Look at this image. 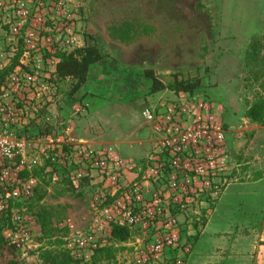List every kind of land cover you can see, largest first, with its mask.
Returning <instances> with one entry per match:
<instances>
[{"label":"rangeland","instance_id":"1","mask_svg":"<svg viewBox=\"0 0 264 264\" xmlns=\"http://www.w3.org/2000/svg\"><path fill=\"white\" fill-rule=\"evenodd\" d=\"M71 1L82 18L83 35H92L107 58L90 66L86 84L74 96L67 94L68 81L60 84L54 108L60 119L69 118L76 136L94 148H112L122 158L139 160L156 147L157 139L139 109L144 104L154 105L174 97L168 90L149 93L142 71L152 68L165 84L174 73L179 78L198 76L200 87L196 92L224 108L227 152L238 170L233 168L229 185L216 199L217 202L226 194L217 213L216 202H207L209 205L178 216L179 244H191L190 252L181 258L182 264H216V251L222 249L221 243L216 242V218L220 216L245 218V211H251L255 214L253 224L231 225V230L228 232L225 227L223 233L234 237L238 246L246 239L256 242L264 227L257 223L264 213V124L249 120L245 111L262 94L259 83L264 68V0ZM125 24L129 25L131 38H114L110 29L123 28ZM35 150L34 145L29 146L27 156H33ZM49 168L57 173L56 180ZM246 168H250L251 175L244 177ZM21 177L33 178L32 194L14 207L18 208V204V210L32 216L33 231L40 244L37 263L42 264L39 255L43 248H52L56 240L70 253L69 238L91 218L90 202L99 186L97 179L84 178L75 187L69 172L48 159L37 161ZM42 192L45 195L37 202ZM39 206L51 213L55 228L51 236L41 238L33 212ZM68 220L73 222L72 229ZM109 243L107 238L105 244ZM150 243L151 239L141 230L131 229L128 240L116 245L113 264H137L140 251ZM168 253L170 264L183 255L178 248L169 249ZM11 258L7 253L0 255V264H7ZM89 258L75 259L82 264ZM238 259L244 264L242 258Z\"/></svg>","mask_w":264,"mask_h":264},{"label":"built area","instance_id":"2","mask_svg":"<svg viewBox=\"0 0 264 264\" xmlns=\"http://www.w3.org/2000/svg\"><path fill=\"white\" fill-rule=\"evenodd\" d=\"M81 19L71 0H0V70L17 58L0 85V211L10 208L13 224L3 236L15 246L18 264H38L32 216L14 204L32 194L33 178L24 180L21 173L48 159L69 172L75 187L84 178L99 183L88 224L69 238L74 258H89L118 224L151 239L137 264H170L168 251L174 248L183 254L174 264H182L191 244H179L178 216L215 203L233 168L238 170L227 152L224 108L201 93L180 91L139 109L157 135L145 157L94 148L76 136L69 118L54 111L60 94L57 54L83 44ZM31 145L36 150L28 157ZM48 170L56 180L55 170ZM67 225L73 228L71 220Z\"/></svg>","mask_w":264,"mask_h":264},{"label":"trees","instance_id":"3","mask_svg":"<svg viewBox=\"0 0 264 264\" xmlns=\"http://www.w3.org/2000/svg\"><path fill=\"white\" fill-rule=\"evenodd\" d=\"M110 30L114 38L123 41L131 38L128 24H125L123 28L112 27ZM83 38L84 42L82 45L75 47L69 52L57 54L58 60L55 63L54 75L59 83V87L61 83H66L68 81L67 94L69 96H74L86 84L90 66L98 62H103L107 58V55L102 52L92 35L84 33ZM16 62L17 58L14 57L10 65L0 70V85L6 73ZM142 76L148 81L149 93L163 90H168L173 94L180 91L193 93L200 87V78L198 76L179 78L178 74L174 73L171 76V80L166 84L156 76L152 68H145L142 71ZM259 86L262 94L247 107L245 116L253 122L264 124V68L261 72ZM44 195V192L40 193L36 201L39 202L43 199ZM17 207L19 208L18 204ZM28 208L32 210L30 204ZM33 212L40 225L41 238L51 236L55 230L51 225V213L44 206H39V210L36 212L33 210ZM10 213V208L0 211V255L5 253L12 255V258L8 260L7 264H15V246L8 244L3 236V230L13 226ZM130 230L131 229L127 226L113 224L109 237L111 243L95 249L90 258L82 264H113L116 252L118 251L116 245L128 240L130 237ZM61 244L62 242L60 240H56L52 248H43L39 255L42 264H80V260L75 259L68 250L61 246Z\"/></svg>","mask_w":264,"mask_h":264},{"label":"crops","instance_id":"4","mask_svg":"<svg viewBox=\"0 0 264 264\" xmlns=\"http://www.w3.org/2000/svg\"><path fill=\"white\" fill-rule=\"evenodd\" d=\"M21 44L22 42L20 41L19 45L21 46ZM98 63H95L94 65H97ZM250 171H251L250 168L244 169L243 171L244 177L250 176L251 175ZM254 185H256V183ZM225 195L223 193L222 196L219 198V200L216 202V213L217 210L222 208L221 203ZM254 216L255 214L251 213V211H245V218H235L233 217V215L228 217L220 216L216 218V230L219 231L218 233H216V236L219 237V239H216V242L221 243L220 247H222L221 250H218V252L216 251V264H238L237 260H239L238 259L239 257L242 258L244 264H264V227L262 229L260 228L259 230L260 232L258 231L260 235L258 236V238H256L255 240L256 242H253L252 239H246L239 246L236 244L235 240L233 239L234 237L231 236L232 237L231 238L229 237L230 234L229 236H227L224 235L223 233L225 227L226 230L228 229L227 231L229 232L231 230L229 228L231 227V225L237 226L238 224L240 225L253 224ZM257 223L260 225H264V213H262ZM244 244H246L247 248H245ZM246 258H249V260H246L244 262ZM240 262L241 260H239V263Z\"/></svg>","mask_w":264,"mask_h":264}]
</instances>
